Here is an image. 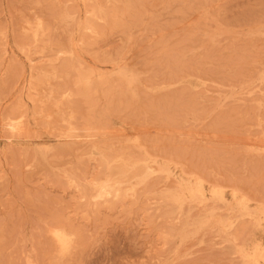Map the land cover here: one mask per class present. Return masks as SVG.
Instances as JSON below:
<instances>
[{"label": "rangeland", "instance_id": "obj_1", "mask_svg": "<svg viewBox=\"0 0 264 264\" xmlns=\"http://www.w3.org/2000/svg\"><path fill=\"white\" fill-rule=\"evenodd\" d=\"M257 263L264 0H0V264Z\"/></svg>", "mask_w": 264, "mask_h": 264}, {"label": "bare ground", "instance_id": "obj_2", "mask_svg": "<svg viewBox=\"0 0 264 264\" xmlns=\"http://www.w3.org/2000/svg\"><path fill=\"white\" fill-rule=\"evenodd\" d=\"M197 16V15H196ZM213 28V27H212ZM128 30V29H127ZM167 31V30H166ZM148 43V42H147ZM146 46V45H145ZM19 68V67H18ZM260 69V68H259ZM20 70V69H19ZM11 75V74H10ZM15 76V75H14ZM13 80V79H12ZM75 83V82H74ZM90 79H89V76L88 75H82V76H80L78 79H77V81H76V87L77 88H80V89H82V92L84 93V94H86V92L88 91V89H89V87H90ZM222 86V85H221ZM15 88V87H14ZM8 91V90H7ZM4 93V92H3ZM20 127V126H19ZM68 128H67V130H66V132H67V137L68 136H76V134H73V132H75L74 130H76V127H75V125L74 124H71V123H69L68 124V126H67ZM136 132V131H135ZM262 132V131H261ZM191 138V137H190ZM9 139V138H8ZM135 141V140H134ZM89 146V145H88ZM140 149V148H139ZM125 167H127V166H125ZM127 169V168H126ZM125 169V170H126ZM137 170V169H136ZM124 172V171H123ZM117 173V172H116ZM130 173V172H129ZM134 173H136V172H134ZM133 173V174H134ZM125 176V175H124ZM132 176V175H131ZM117 178V181H120V180H122L123 178H121V176L120 177H116ZM115 178V179H116ZM126 178V177H125ZM125 180V179H124ZM115 183V182H114ZM111 186V185H110ZM106 186H100V189H103V190H105L106 188H105ZM201 193V192H200ZM252 198V197H251ZM220 201V200H219ZM240 226V225H239ZM242 229V228H241ZM49 230H51V229H49ZM236 233H237V231H236ZM54 234H56V233H54ZM60 234H61V232H60ZM62 235V234H61ZM65 235V234H64ZM63 236V235H62ZM238 237V236H237ZM234 238V237H233ZM63 239H65V238H63ZM62 240V239H61ZM66 241V240H65ZM67 242V241H66ZM65 242V243H66ZM62 243H63V240H62ZM245 255V254H244ZM250 258H252V256L250 257ZM253 260V259H252ZM255 263H256V261H255ZM258 264V263H257Z\"/></svg>", "mask_w": 264, "mask_h": 264}]
</instances>
